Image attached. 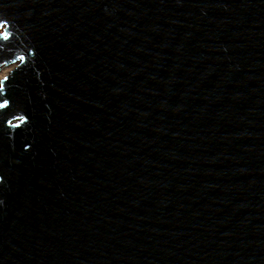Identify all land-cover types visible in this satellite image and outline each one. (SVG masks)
<instances>
[{
  "label": "water",
  "instance_id": "obj_1",
  "mask_svg": "<svg viewBox=\"0 0 264 264\" xmlns=\"http://www.w3.org/2000/svg\"><path fill=\"white\" fill-rule=\"evenodd\" d=\"M0 264H264V0H0Z\"/></svg>",
  "mask_w": 264,
  "mask_h": 264
},
{
  "label": "rangeland",
  "instance_id": "obj_2",
  "mask_svg": "<svg viewBox=\"0 0 264 264\" xmlns=\"http://www.w3.org/2000/svg\"><path fill=\"white\" fill-rule=\"evenodd\" d=\"M15 67V65L6 67L0 71V79L8 75V73Z\"/></svg>",
  "mask_w": 264,
  "mask_h": 264
},
{
  "label": "flooded vegetation",
  "instance_id": "obj_3",
  "mask_svg": "<svg viewBox=\"0 0 264 264\" xmlns=\"http://www.w3.org/2000/svg\"><path fill=\"white\" fill-rule=\"evenodd\" d=\"M2 79V78H1Z\"/></svg>",
  "mask_w": 264,
  "mask_h": 264
}]
</instances>
